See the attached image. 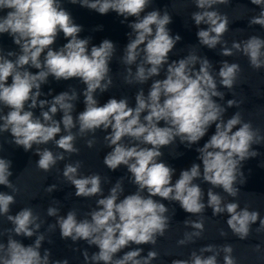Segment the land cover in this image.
Returning a JSON list of instances; mask_svg holds the SVG:
<instances>
[{"label": "clouds", "instance_id": "9594fccd", "mask_svg": "<svg viewBox=\"0 0 264 264\" xmlns=\"http://www.w3.org/2000/svg\"><path fill=\"white\" fill-rule=\"evenodd\" d=\"M69 2L102 15L115 12L124 18L121 23L135 17L128 23L129 41L120 57L126 66L124 81L130 85L152 82L147 94L143 88L136 93L134 107L129 106L127 98H111L100 106L95 94L106 92L113 84L109 63L116 53L114 43L105 39L99 46L89 47V38H79L82 27L74 23L71 14L62 7V0H0V35H9L20 49L19 53L8 51L5 54L0 47V133H10L11 142L25 151L37 146L34 152L39 157L37 168L49 172L65 160L66 153L79 152L75 146L78 136L93 134V138L86 141L92 148L96 142L95 133L102 130L106 132L104 141L111 149L103 163L112 171L126 166L137 188L134 193L124 195L122 180H117L104 196L99 174L81 175L80 161L67 163L62 175L74 186L75 196L100 198L96 200V208L84 219H78L75 210L62 216L58 207L50 206L47 215L57 219L55 225H49V230L58 226L62 239H71L74 243L83 240L95 246L98 251L91 256L87 250L83 251L86 264L89 261L91 264H151L158 256L155 250L148 251L146 256H142L140 247L121 256L117 254L133 244L155 245L157 238L164 236L170 223L169 208L155 197L178 202L192 215L203 214L206 208H211L214 216L227 213L228 228L241 240L248 238L251 226L257 221V231L264 230V219L258 211L241 208L238 202H225V198L213 190L219 188L228 196L237 197L240 192L237 184L246 183L243 164L259 155L253 145L264 142L260 130L253 128L251 122H245L240 112L224 119L227 108L238 107V101L229 99L226 108L216 99L223 100L225 96L219 90L217 76L219 86L232 90L241 66L224 60L214 75L213 64L208 58L198 56L195 50L170 62L169 54L181 37L170 34L168 25L172 16L167 10L163 13L152 10L141 15L152 0ZM193 2L199 9L191 14V19L198 28L196 35L200 45L208 49L220 45V55L231 57L241 53L253 69L264 68V39L253 35L240 42L233 41L231 47L222 39L229 30V18L214 6L228 5L231 0ZM250 2L261 11L249 23L264 27V0ZM61 32L67 43L54 50L52 46ZM162 70L164 78L153 79L160 77ZM49 77L57 81L78 78L86 86L82 93L84 110L74 117L75 101L79 99L74 88L55 95L50 101L39 99L43 95L41 86ZM37 107L41 109L39 117L33 112ZM5 108L8 109L6 114ZM58 112L62 113L59 120L55 118ZM213 125L214 133L202 147L196 148L201 163H193L182 170L173 183L175 169L161 162L164 155L161 149L177 139L191 148ZM62 131L65 134L61 135ZM49 142H54L62 151L54 153L47 147H39ZM11 166V160L0 156V186L16 192L18 189L9 179L13 175ZM197 180L211 185L206 203L205 192L195 183ZM55 189L53 184L46 191L51 193ZM15 202L14 195L0 192V216L13 225L0 232V236L8 234L7 243L0 242V264H69L67 259L51 261L49 249L41 254L45 235L39 230L43 221L28 207L15 215L9 214ZM184 223L193 231L185 232L184 238L177 242L179 245L193 242L204 231L202 218ZM220 234L226 235L223 231ZM14 236L35 239L25 245ZM221 252L223 264H237L231 245L222 248L207 245L199 253L193 251L190 259H176L171 264H218Z\"/></svg>", "mask_w": 264, "mask_h": 264}]
</instances>
